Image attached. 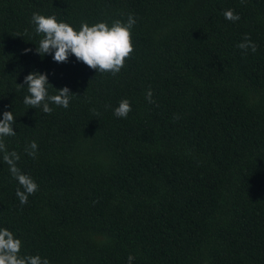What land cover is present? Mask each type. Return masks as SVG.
Listing matches in <instances>:
<instances>
[{
	"label": "trees",
	"instance_id": "1",
	"mask_svg": "<svg viewBox=\"0 0 264 264\" xmlns=\"http://www.w3.org/2000/svg\"><path fill=\"white\" fill-rule=\"evenodd\" d=\"M34 11L76 25L131 12L133 52L115 75L54 63L34 51ZM245 34L254 53L236 46ZM33 70L69 87L68 109L25 110L16 83ZM124 97L132 110L116 118ZM11 106L6 144L38 190L21 206L0 163V224L28 252L50 264H264V0H0V111Z\"/></svg>",
	"mask_w": 264,
	"mask_h": 264
},
{
	"label": "clouds",
	"instance_id": "2",
	"mask_svg": "<svg viewBox=\"0 0 264 264\" xmlns=\"http://www.w3.org/2000/svg\"><path fill=\"white\" fill-rule=\"evenodd\" d=\"M223 18L237 22L240 15L231 8L223 10ZM136 18L129 12L126 19L117 18L111 21L100 19L94 22L81 20L78 25L58 19L56 14H45L34 11L30 14L28 24L37 37L34 51L41 56L48 55L54 63H68L70 58L82 62L95 73L115 75L123 68L126 58L133 52L131 39ZM245 51H256V44L245 34L243 40L236 45ZM33 49H24L25 53ZM49 73L33 70L16 83L23 90L21 103L26 109H39L43 114H51L55 108L68 109L74 94L67 85L54 88L48 80ZM51 86L54 91L49 90ZM145 98L152 102V91H145ZM132 110L128 98H121L112 107L116 118H126ZM96 113L94 112V115ZM16 115L12 109L0 111V163L8 166L10 177L16 182L15 196L21 206L28 203V197L38 190L37 182L30 174L22 171L17 162L21 156L15 148L9 149L6 144L8 137H15ZM38 145L31 140L24 152L36 158ZM134 257L129 254L125 264H132ZM0 264H50L49 259L39 253H30L24 248L20 236L6 224H0Z\"/></svg>",
	"mask_w": 264,
	"mask_h": 264
}]
</instances>
